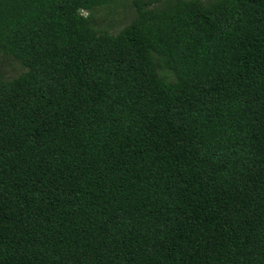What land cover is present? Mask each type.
<instances>
[{"label": "trees", "instance_id": "1", "mask_svg": "<svg viewBox=\"0 0 264 264\" xmlns=\"http://www.w3.org/2000/svg\"><path fill=\"white\" fill-rule=\"evenodd\" d=\"M117 1L0 0V264H264V0Z\"/></svg>", "mask_w": 264, "mask_h": 264}, {"label": "rangeland", "instance_id": "2", "mask_svg": "<svg viewBox=\"0 0 264 264\" xmlns=\"http://www.w3.org/2000/svg\"><path fill=\"white\" fill-rule=\"evenodd\" d=\"M213 0H202L207 4ZM84 16L87 12L82 13ZM90 15L95 21V28L100 33L117 34L121 29L128 25L135 17V10L131 0H118L117 2L94 8ZM157 64H161L158 60ZM25 71V68L12 57L0 52V74L4 80H11ZM159 75L165 76L167 80L173 77L162 67H159Z\"/></svg>", "mask_w": 264, "mask_h": 264}]
</instances>
